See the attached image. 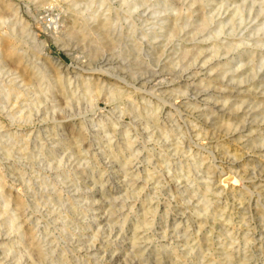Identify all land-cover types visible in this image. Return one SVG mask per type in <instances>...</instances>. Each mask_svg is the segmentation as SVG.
Masks as SVG:
<instances>
[{
  "label": "rangeland",
  "instance_id": "obj_1",
  "mask_svg": "<svg viewBox=\"0 0 264 264\" xmlns=\"http://www.w3.org/2000/svg\"><path fill=\"white\" fill-rule=\"evenodd\" d=\"M2 1L0 264H264V0Z\"/></svg>",
  "mask_w": 264,
  "mask_h": 264
},
{
  "label": "bare ground",
  "instance_id": "obj_2",
  "mask_svg": "<svg viewBox=\"0 0 264 264\" xmlns=\"http://www.w3.org/2000/svg\"><path fill=\"white\" fill-rule=\"evenodd\" d=\"M5 1V0H4ZM168 0H163V2H167ZM2 0H0V19L3 17V15H2V13H3V11H5V9H12V8H10L7 4H5V5H3L2 4ZM8 7H7V6ZM170 5V4H169ZM3 9V10H2ZM7 11V10H6ZM68 11H69V13H70V19H71V23H72V27H75L76 26V24H77V22H78V20L80 19V13H78V11H75L73 8H68ZM68 13V14H69ZM66 16V15H65ZM58 17V16H57ZM67 17H69V16H67ZM9 18H11V17H9ZM205 18V17H204ZM204 18H201L199 21H198V25H197V31L198 32H201V31H204V30H206L207 28H208V26H209V23H208V19L206 20V19H204ZM18 19V18H17ZM56 19V18H55ZM58 19H59V17H58ZM173 20V19H172ZM54 21H59V20H54ZM54 21H52V23L54 22ZM14 22V21H13ZM54 23H56V22H54ZM57 23H59V22H57ZM68 23V22H67ZM70 23V22H69ZM49 24V23H48ZM48 24H46V25H48ZM96 24H97V27L100 29L99 30V33H100V31H101V29H105V28H107L109 25H110V22H109V20L107 19V18H103V19H99V18H97V20H96ZM55 25H58V24H54V26ZM79 25V24H78ZM21 26V25H20ZM20 26H18V27H20ZM50 26V25H49ZM52 26V25H51ZM62 26V25H61ZM167 26H169V23H168V20H167V17H164L163 19H162V28H165V27H167ZM14 27H15V25H14ZM16 28V29H18L19 30V28ZM25 28H26V26H24ZM28 27V26H27ZM48 27V26H47ZM65 27V26H64ZM76 27H78V26H76ZM76 27H75V29H76ZM52 28H54V27H52ZM61 28V27H60ZM66 28H68V27H66ZM65 28V29H66ZM79 28V27H78ZM170 28H172L171 29V32H173V31H175L177 28H176V26H170ZM24 29V28H23ZM29 29V28H28ZM48 29H50V28H48ZM70 29V28H69ZM68 29V31H70V35H79L80 37H82V38H86L87 36H86V34L85 33H83V32H81L80 30V28H79V30H73V31H71V29L69 30ZM96 29V28H95ZM12 30V29H11ZM25 30H27V29H25ZM67 30V29H66ZM65 30V31H66ZM96 30H98V29H96ZM14 32H15V30H13ZM29 31V30H28ZM48 31V30H47ZM59 31V30H58ZM57 31V32H58ZM60 31H64V30H60ZM64 31V32H65ZM213 31V30H212ZM12 32V31H11ZM14 32H13V34H14ZM16 32H18V31H16ZM15 32V33H16ZM19 32H20V30H19ZM19 32H18V35H20L19 34ZM30 32V31H29ZM56 32V33H57ZM63 32V33H64ZM97 32V31H96ZM105 32V31H104ZM103 31L100 33L102 36L103 35H106V34H103L104 33ZM9 33V32H8ZM8 33H5L4 35H2L1 37H0V40H4L5 41V57L9 60V61H11L12 63H15V64H17V65H20V66H22L23 68L22 69H24V70H22L23 72H26L25 70L27 69V65L25 64V62H27L26 60H25V54H24V52L22 51V49H20L19 48V46H18V43H21L20 41L18 42V39H16L15 37H13L11 34H8ZM49 33V32H48ZM60 33H62V32H60ZM59 32H58V35L60 34ZM66 33V32H65ZM221 33V28H218V29H216L215 31H213V34H212V36L215 38L216 36H218L219 34ZM22 34V33H21ZM31 34H33V33H31ZM34 35V34H33ZM62 35V34H61ZM65 35H67V33L65 34ZM64 35V36H65ZM16 36V35H15ZM21 36V35H20ZM28 36H30V35H28ZM63 36V35H62ZM72 36H69L68 35V37H72ZM210 36V35H209ZM31 37V36H30ZM34 37V36H33ZM66 37V36H65ZM22 37H20V39H21ZM103 38V37H102ZM34 40H35V38H33ZM33 40V41H34ZM22 43H23V41H22ZM37 43V42H36ZM40 43V42H39ZM215 43V42H214ZM33 44V43H32ZM35 44V43H34ZM230 44V43H229ZM21 46H22V44H20ZM37 45V44H36ZM32 46V45H31ZM34 47H35V45H33ZM33 46L31 47V48H33ZM23 47V46H22ZM24 48V47H23ZM28 48V47H27ZM26 50V49H25ZM41 51V50H40ZM26 53V52H25ZM32 53V52H31ZM45 53V52H44ZM28 54V53H27ZM33 55H31L30 56V58H34L35 57V55L32 57ZM34 59H36V58H34ZM33 59V60H34ZM262 59V61L264 62V57H262L261 58ZM29 61V60H28ZM37 60H35V62H36ZM91 62V61H90ZM103 62V61H102ZM238 62H240V64H239V67L240 66H242L243 65V62L240 60V61H238ZM17 65H15V66H17ZM29 65H31V63L29 64ZM33 66V65H32ZM32 68H35V66L34 67H32ZM31 68V69H32ZM28 73L30 74V71H28ZM94 74V73H93ZM93 80V79H92ZM86 82H87V80H86ZM96 82V81H95ZM215 83V82H214ZM218 83V82H217ZM220 85V84H219ZM85 86V85H84ZM87 87H88V91H90L89 92V95H93V92L94 91H96V87H95V85H93V83L91 82V81H88L87 82ZM85 88V87H84ZM111 93L113 94V96H116L117 97V95H121V94H124V93H121V92H119L118 90L119 89H116L115 87H111ZM88 95V94H87ZM229 95V94H228ZM225 96H227L226 94H225ZM230 100V98L229 97H225L224 98V103H227L228 101ZM228 183H231V181L232 180H230V179H227L226 180ZM207 192V191H206ZM206 194V193H205ZM39 244V243H38ZM38 244H36V252L38 253V255H40L41 256V254H43V250H42V247H40ZM205 260V259H204ZM203 264V263H202Z\"/></svg>",
  "mask_w": 264,
  "mask_h": 264
}]
</instances>
